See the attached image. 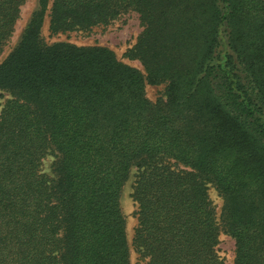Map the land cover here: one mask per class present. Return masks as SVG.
<instances>
[{
	"label": "trees",
	"instance_id": "16d2710c",
	"mask_svg": "<svg viewBox=\"0 0 264 264\" xmlns=\"http://www.w3.org/2000/svg\"><path fill=\"white\" fill-rule=\"evenodd\" d=\"M25 2L0 0V57ZM38 6L0 61V264H132V247L143 264H223L221 226L234 264H264V0ZM131 11L142 31L128 56L144 72L106 46L41 36L47 12L58 33ZM134 168L131 245L121 196Z\"/></svg>",
	"mask_w": 264,
	"mask_h": 264
},
{
	"label": "rangeland",
	"instance_id": "374dc122",
	"mask_svg": "<svg viewBox=\"0 0 264 264\" xmlns=\"http://www.w3.org/2000/svg\"><path fill=\"white\" fill-rule=\"evenodd\" d=\"M38 8V0H26L25 4L22 6L20 18L16 23L15 32L6 45L4 52L0 57V61H2L18 43L25 27L27 26L33 13L38 10ZM141 31L142 25L139 14L135 11H131L122 15L120 18L114 20L110 24L95 26L88 31L72 30L53 33L50 28L49 12H47L41 27V36L43 40L49 44L56 42H70L79 46H106L111 48L122 62L134 66L144 72L141 62L128 56L129 50L135 45ZM146 92L147 96L151 100L156 101L158 98L164 97L165 85L147 84ZM0 101L3 102L4 97H0ZM54 161L55 155L53 152H49L42 161L41 170L49 177L54 176ZM137 172L138 170L134 168L130 179L124 186L121 196V207L126 219L127 235L131 245L134 238L135 229L138 225V207L133 198V184L136 179ZM208 188L211 202L216 209L218 217H220L224 204V198L220 195L219 191L212 182L208 183ZM217 250L221 259L223 260V264H234L236 256V242L235 239L226 231L224 226H221L220 229ZM131 253L132 264H143L139 253H137L133 247Z\"/></svg>",
	"mask_w": 264,
	"mask_h": 264
}]
</instances>
